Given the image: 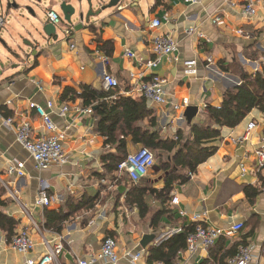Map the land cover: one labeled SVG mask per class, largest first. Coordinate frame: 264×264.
Masks as SVG:
<instances>
[{
  "label": "crops",
  "instance_id": "0c3cea01",
  "mask_svg": "<svg viewBox=\"0 0 264 264\" xmlns=\"http://www.w3.org/2000/svg\"><path fill=\"white\" fill-rule=\"evenodd\" d=\"M250 2L258 9L254 17L244 13L245 5ZM155 3L156 0L149 2L147 9L136 1L130 2L131 6L123 3L113 13L97 21V33H93L90 28L75 30L66 39L47 43L29 60L13 59L10 55L14 68H8L0 75V173L2 180L17 192L20 202L10 197L4 187V198L8 200L5 211L19 221L18 231L27 223L22 215L21 204L27 205L43 235L33 230L35 248L23 254L10 246L0 229V264H26L28 259H38L46 250L43 236L53 244H63L60 261L68 264L75 257H85L91 251L98 250L105 237L111 236L110 232H113L112 237L118 242L119 264H159L163 262H149V251L192 223L229 230L232 224L242 222L244 227L240 233L233 237L225 236L224 247H241L244 242L254 246L256 252L260 250L264 243V169L257 170L254 149L264 137V114L258 109L251 111L237 127L221 129L222 141L216 153L202 163L186 182L177 181L174 184L171 195L179 196V204L169 203L171 212L164 215L155 227L151 217L159 209V203L150 199L154 211L141 218L136 206H127L124 202L129 180L125 178L119 183L105 174L101 160L105 151V138L95 130L96 116L81 112L85 107L80 100H61L66 86L78 90L82 84L103 88L105 73L119 80L121 93L129 91L132 85L130 71L140 70L138 60L154 57L151 49L154 33L171 34L179 42V60L176 61L173 56H163L159 66L154 69V73L166 79L167 102L154 104L144 98L120 94L153 110L155 124L151 130L157 131L164 139H173L181 129L187 135L189 124L185 118L183 121L177 120L181 111L174 110L172 103L188 99L190 105L198 106V116L193 123H199L205 119L207 104L219 106L224 91L240 84L236 74L221 69V62L227 65L237 59L249 73L262 70L264 0H201L198 3L163 0L159 6ZM156 17L162 20L159 29L151 27V21ZM215 17L221 18L222 22L213 23ZM195 24L206 37L185 33L186 28ZM97 36L105 41H113L112 55L99 48ZM1 38L14 53V41L5 32ZM127 49L133 50L136 57H127ZM0 52L8 55L7 51ZM210 56L212 62L208 61ZM188 59L197 60V75L184 74V61ZM49 100L55 102L56 108L65 104L69 106L65 116L54 112L53 118L57 126L56 133L65 135L63 142L70 161L64 166L39 171L35 169L26 150L17 142L16 126L29 120L35 128V135L48 134L38 112L30 108V103L46 106ZM10 117L14 124L11 127L5 125V120ZM250 122L256 123L250 138L243 143H235L232 138L241 137ZM144 123L149 125V120L146 119ZM142 147V144L128 143V154ZM12 160L26 162L25 176H10L6 173L7 163ZM148 179L155 188L164 187V172L160 169H152ZM248 186L260 191L253 203L247 194ZM40 188H46L53 199L48 207L35 204ZM70 198L92 199L93 206L77 212L65 223L61 232L47 228L46 210L65 207ZM179 228L181 231H175ZM146 235L152 236V239L143 247L141 243ZM211 247L207 250L198 248L193 253L187 252L186 247L179 252L181 264L201 263L209 258L210 252L217 250L219 244ZM139 251L142 257L132 263L128 253Z\"/></svg>",
  "mask_w": 264,
  "mask_h": 264
},
{
  "label": "trees",
  "instance_id": "16d2710c",
  "mask_svg": "<svg viewBox=\"0 0 264 264\" xmlns=\"http://www.w3.org/2000/svg\"><path fill=\"white\" fill-rule=\"evenodd\" d=\"M163 0H156L159 6ZM90 30L97 33L95 26ZM100 49L109 56L114 51V43L103 40L101 36L96 37ZM223 71L236 74L240 78V84L224 91L223 100L219 106L206 105L205 119L199 123H192L186 135L181 129L178 131V139H164L157 131H152L155 124L153 110L145 104L121 95L119 90H106L96 88L93 85L82 84L79 90L66 86L61 95V100L67 102L81 101L83 107H91L96 116L95 130L105 138V151L101 156L105 174L112 181L122 182L126 175L119 176L118 165L128 155V143L142 144L156 153L159 159V169L164 172V187L157 189L153 183L144 177L138 183L129 180V189L125 195L127 206H136L141 218L147 217L154 211L150 199L159 203V209L151 217L153 226H157L160 219L171 212L170 200L174 184L186 182L189 172L196 173L198 167L213 156L222 141L221 129L237 127L247 115L254 109L264 114V65L262 70L249 73L238 62L232 60L227 65L220 63ZM121 89V84L120 88ZM115 99H111L113 95ZM148 119L149 125L144 121ZM264 132V127H263ZM119 178V180H118ZM4 187L0 184V229L5 233L7 242L10 243L19 221L6 213L5 207L8 200L4 198ZM260 191L252 186L247 187L250 202ZM92 199L75 200L70 198L65 207L56 210H46L45 225L56 232H61L64 225L74 215L85 208L93 206ZM196 224H190L183 231L171 235L167 240L154 246L149 251V262L161 261L164 264H175L179 259V252L187 247L188 234L195 230ZM109 235H113L110 232ZM219 241V242H218ZM214 248L219 244L217 250L210 252V256L199 264H228V259L234 256L239 246L231 249L224 247L226 237L219 238ZM244 243L243 245H247Z\"/></svg>",
  "mask_w": 264,
  "mask_h": 264
},
{
  "label": "built area",
  "instance_id": "2783aa9c",
  "mask_svg": "<svg viewBox=\"0 0 264 264\" xmlns=\"http://www.w3.org/2000/svg\"><path fill=\"white\" fill-rule=\"evenodd\" d=\"M190 3H198L201 0H186ZM229 2L230 0H224ZM244 13L246 16L254 17L258 14L257 7L252 3H247L244 7ZM48 18L57 27L64 29L65 34L69 37L73 32V28L65 26L63 19L54 9H49L47 12ZM168 19V16H165ZM213 23L219 24L222 22L221 18L215 17L212 19ZM5 19L0 14V29L3 27ZM162 25V20L158 17L151 21V27L153 29H159ZM185 33L189 36L196 35L198 37H206L203 32L199 30L197 24L192 25L185 29ZM72 48L75 45H71ZM179 48L178 40L171 34L154 33L151 39V49L154 57L151 59L140 58L138 60V67L140 70L137 72L130 71V79L132 82L131 89L127 92L120 91L119 80L110 73H105L102 78L103 88L106 90H119V93L128 95L130 97H140L152 102L154 104H164L167 102V92L165 89L166 79L160 75L154 73V69L159 66L161 57L173 56L176 61L179 60L177 51ZM99 53V50L97 51ZM125 55L129 58L136 57L133 50L127 49ZM209 62L213 61L210 56ZM184 74L187 76L197 75V60L188 59L184 61ZM117 95H113L111 99H115ZM190 105L188 99H183L181 102L172 103V107L176 111H181L180 116L177 117L178 121L184 120L183 110ZM2 104H0V110ZM30 108H34L41 120L43 127L48 134L35 135L34 126L29 120H24L16 126V140L29 154L30 159L34 163L36 170L44 171L53 166H64L69 163V155L64 145L65 135L63 133H56L57 126L53 118V113L58 112L60 116H65L69 112V106L67 104L61 105L56 108L55 102L49 100L46 106L38 103H30ZM56 109V110H55ZM206 109V107H205ZM84 114L90 115L93 113L91 107L83 108L81 110ZM6 126H13V118H7L5 120ZM256 128L255 122H250L246 128L245 133L239 138H232L235 143H243L250 138L251 132ZM174 140L178 139V136L173 137ZM254 155L257 161V170L262 171L264 169V137L260 140L259 144L254 149ZM156 164V155L150 148L142 147L136 152L129 153L127 157L121 161L118 165L117 173L119 176L126 175L128 180L134 183H138L144 177H148L151 170ZM6 173L10 176L23 177L26 175V162L12 160L7 163ZM188 176L192 177L193 172H189ZM0 183L17 202H20V198L17 192L10 187V184L4 182L1 178ZM52 197L48 194L46 188H40L36 195L35 204L41 207H48L52 204ZM179 196L173 194L170 201L171 205L179 204ZM22 215L26 219V225L20 230L16 231L13 235L10 246L17 252L28 254L35 248V242L32 238V231H38L43 235L42 229L37 224L33 212L30 211L27 205L21 204ZM182 214L184 212H181ZM200 216V215H199ZM198 219V216H196ZM244 225L242 222L232 224L229 230L218 229L213 226L198 224L195 230L188 234L187 238V252L193 253L198 248L204 250L213 246L219 238L222 236L233 237L241 232ZM175 231H181L179 228ZM44 245L46 247L45 252L38 259H28L26 264H62L60 261V255L64 250L63 244L52 243L43 236ZM128 256L135 263L142 253L139 251L135 254L128 253ZM120 253L118 250V242L112 236H107L102 241L101 247L98 250L91 251L85 257H75L68 264H119ZM264 264V243L261 245L260 250L256 252L255 247L252 245H242L239 247L238 252L228 259V264ZM163 264V263H159ZM176 264H181V260L178 259Z\"/></svg>",
  "mask_w": 264,
  "mask_h": 264
},
{
  "label": "water",
  "instance_id": "95a60500",
  "mask_svg": "<svg viewBox=\"0 0 264 264\" xmlns=\"http://www.w3.org/2000/svg\"><path fill=\"white\" fill-rule=\"evenodd\" d=\"M125 1L27 0L26 3L22 4L16 3L15 0H0V14L5 19L1 29L4 30L11 41H14L15 47L13 53L10 46L3 40L8 55L0 52V75L8 68H14L10 55L13 59L29 60L38 49L51 41L59 39L57 32L59 27L48 18L47 12L49 9L57 7L61 11L66 27L73 28V30H82L95 26L97 21H100L104 15H110ZM62 30L64 31V29ZM198 112V106L189 105L185 109L184 116L189 125L198 116ZM151 239L152 236L146 235L141 243L142 246L145 247Z\"/></svg>",
  "mask_w": 264,
  "mask_h": 264
},
{
  "label": "rangeland",
  "instance_id": "374dc122",
  "mask_svg": "<svg viewBox=\"0 0 264 264\" xmlns=\"http://www.w3.org/2000/svg\"><path fill=\"white\" fill-rule=\"evenodd\" d=\"M26 1L27 0H15V2L16 3H22V4H24V3H26ZM131 1H133V0H126L124 3H126V4H128V5H130V2ZM136 2H139V3H141L142 4V6L145 8V9H147V7H148V5H149V2L151 3L153 0H135ZM131 6V5H130ZM55 11H57V13L60 15V17L63 19V17H62V13H61V11L58 9V8H53ZM29 28V27H28ZM86 29H88V28H85V29H82V30H86ZM28 31H29V29H27ZM57 32H58V34H59V40H63V39H66V34H65V32L62 30V29H60V28H58L57 29ZM76 31L74 30V32L73 33H75ZM0 36L1 37H3L4 36V30L3 29H1L0 30ZM1 50H3V51H7V48H6V46L4 45V42H3V38H1L0 39V51ZM155 153V152H154ZM155 155H156V153H155ZM154 169H159V159L158 158H156V164H155V167L153 168V170Z\"/></svg>",
  "mask_w": 264,
  "mask_h": 264
}]
</instances>
